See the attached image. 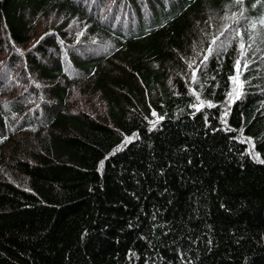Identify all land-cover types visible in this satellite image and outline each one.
<instances>
[{
	"label": "trees",
	"instance_id": "trees-1",
	"mask_svg": "<svg viewBox=\"0 0 264 264\" xmlns=\"http://www.w3.org/2000/svg\"><path fill=\"white\" fill-rule=\"evenodd\" d=\"M262 4L0 0V264H264V44L234 103L236 40L177 72ZM74 87L105 113L69 109Z\"/></svg>",
	"mask_w": 264,
	"mask_h": 264
},
{
	"label": "snow or ice",
	"instance_id": "snow-or-ice-1",
	"mask_svg": "<svg viewBox=\"0 0 264 264\" xmlns=\"http://www.w3.org/2000/svg\"><path fill=\"white\" fill-rule=\"evenodd\" d=\"M232 2L238 6H242L244 4V0H232ZM262 7H264V4H262ZM238 15L242 19H248L243 15V11H241ZM258 16V20H252L247 28L242 29L239 27L240 21L236 19V14H234L230 19L233 20V23L236 25L235 27L233 24H228L222 27L218 33L214 34L208 41L206 49L197 53L196 57H194L191 61H185L189 71L191 72V82L193 84L198 82V73L207 71L210 58H219L221 54L228 51V48L231 46V42L236 40L238 44V58L235 59L234 62L233 74L228 77L231 87L227 92V97L230 103H234L244 95L243 90L247 81L242 79V75L243 73L249 71L250 64L255 59L254 57L249 58V51L253 50V46L258 43L264 44V32L258 33L256 36L250 35L248 32L249 28L255 30L257 28V24H259L261 29H264V12L259 13ZM79 35H83V32L79 33ZM246 35L249 36L247 42L245 41ZM257 37H259V41ZM255 51H260V48L256 47ZM261 59H264V57H261ZM211 79L215 80V76H212ZM37 87H39V85H37ZM192 95L195 97L196 101H198V103L193 104L192 107L199 111L204 106V101L201 100L200 95L195 89L192 90ZM207 107L211 108L214 107V105L211 102H208ZM227 114V110H225V116H227ZM152 115L156 116L157 114L153 112ZM158 119H160V117H158ZM247 142L250 144L249 154L255 157L256 154L252 151L254 145H252L250 140H247ZM260 162L264 163V160H260ZM100 167L101 169L103 168V162H101Z\"/></svg>",
	"mask_w": 264,
	"mask_h": 264
},
{
	"label": "rangeland",
	"instance_id": "rangeland-1",
	"mask_svg": "<svg viewBox=\"0 0 264 264\" xmlns=\"http://www.w3.org/2000/svg\"><path fill=\"white\" fill-rule=\"evenodd\" d=\"M52 18L53 17L49 18L47 21L42 20L43 26L40 25V27L45 26L46 28H48L49 26H51L52 23L57 24L60 22L59 20H56V19L53 20ZM81 26H82V22H80V21H75L71 24L70 27L72 28V34L74 35V38L81 37V35H79V33H81ZM1 36L3 37V36H7V35L2 33ZM191 42H193V41H191ZM5 44H6V39H5ZM195 44L196 43H193V45H195ZM86 47H87V49H86ZM86 47L83 46L82 51H84V53H86V54H88V53L93 54L92 47L89 45ZM199 50L200 49H197L196 47H194L189 52L191 54H188L187 57L182 58L181 61L183 62V64L181 66V69L177 71V72H179L180 75H182V77L190 76L191 72L189 71L185 61H191L194 57H196L197 53L202 52V50H200V51ZM9 52H10V50L9 51L6 50V55L3 57L0 54V61L1 60H7ZM3 63H6V62L3 61L0 64H3ZM69 109L73 110L75 113L81 112L82 110L92 112L93 114H96L97 112H101V113L104 112L105 113L106 104L102 99L99 98L98 94H96V95L92 94L91 90L74 87L71 90V95L69 98Z\"/></svg>",
	"mask_w": 264,
	"mask_h": 264
}]
</instances>
